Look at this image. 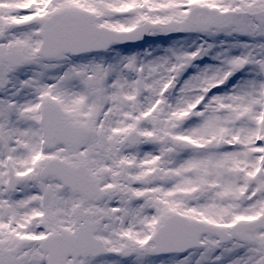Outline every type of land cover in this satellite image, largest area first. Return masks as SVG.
Listing matches in <instances>:
<instances>
[{"label": "snow or ice", "instance_id": "obj_1", "mask_svg": "<svg viewBox=\"0 0 264 264\" xmlns=\"http://www.w3.org/2000/svg\"><path fill=\"white\" fill-rule=\"evenodd\" d=\"M0 264H264V0H0Z\"/></svg>", "mask_w": 264, "mask_h": 264}]
</instances>
